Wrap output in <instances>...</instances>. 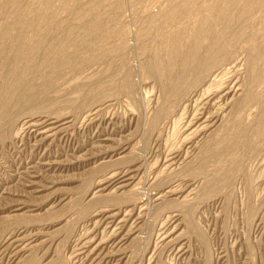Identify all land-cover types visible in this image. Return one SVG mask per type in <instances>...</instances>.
<instances>
[{
    "label": "rangeland",
    "instance_id": "1",
    "mask_svg": "<svg viewBox=\"0 0 264 264\" xmlns=\"http://www.w3.org/2000/svg\"><path fill=\"white\" fill-rule=\"evenodd\" d=\"M113 1L119 0H106V2L105 0H80L81 9L88 12L91 9V13L97 12L98 21L106 28L108 27L107 29L111 32L110 34H114L117 29H124L120 40L124 46H127V49H130V68L134 71L132 81L135 85L133 89L135 92L132 91L131 94L116 93L112 89L111 80H107L101 85L102 88L100 89L102 91L98 89L99 91L96 90L92 94L93 96L91 95L94 97L90 102L92 104L83 101L85 95H88L87 85L90 80L89 84L93 80L95 81L100 79L101 76L103 77V74L107 76L108 73H111L109 78L111 77L112 80L118 79L125 74L126 70L119 67L124 70L117 68L119 71L115 70L114 74L113 70L111 71L110 63L118 61L120 52L114 53L115 56L111 54L109 56L111 60L109 57L102 58L99 56V48L107 49L115 44L116 37L113 34L106 37V39L104 38L108 42L104 39L105 42L103 40V42H97L95 39L91 40L93 36H89L86 26L87 21L77 23L74 14L64 11L56 1L57 8L59 9L58 21H60L61 25V36L66 27L72 26L75 31L73 39L76 38L74 42L78 43L76 46H80L79 49L81 48L79 50L77 47H74L70 48L69 51L67 49L65 52L66 54H69L68 52L72 54L75 51L79 54L80 52L77 55L78 61H75V63L74 61H70L71 64L69 62L65 63V66H63L65 68L61 70H52L51 65L50 67L45 66L44 58H34L35 63L32 70L25 75V80L29 82L30 88L28 91H25V94L23 93L24 101L31 103L37 99L46 100L48 108L44 109V111L39 110V113H36V111H22L20 114L17 110L12 113V116L15 118L14 124L16 121H29L33 115V118L37 120L42 116V120H45L46 117L56 118L60 115V117L65 115L69 117L67 125L62 127L55 137L48 138L45 141L42 140L44 138L36 134L34 128L20 130L19 125H17L18 122L15 124L16 128L13 125L9 132L6 133V137L3 136L7 140L5 138L3 140V137L0 139V264H24L29 258H32L31 262L37 260V264H83L86 261L83 259H86L87 255L84 253L86 250L84 244L89 240L90 246L87 243L88 252L93 251L92 253H94V246L98 245L100 248H97L96 252L101 253V248H103L104 256H110L113 260L112 264H264V144L258 145V148L256 147L253 151H247L246 148L244 149L245 146L243 147L244 150L241 147V138L236 137L237 135L234 137L230 136L229 142L232 140L234 148L239 146L235 148L237 152L233 151V153L232 150L228 151L229 149H225L221 151V155L225 153L224 156L219 157L220 159L223 157V163L219 162V158H217L218 160L216 159V162V157H210L208 160L210 159L211 161L208 162L207 160L204 169H202L204 171H200L202 173L198 172L190 175L188 174L189 171L186 172L195 162L199 161L201 147L205 145L206 140H209L207 136H211L212 138L210 137V139L212 140L215 137L219 141L218 136L221 138L222 131L232 123L231 117V122L228 117L232 113V106L230 104L233 105L237 101L241 95V93L240 95L238 93L245 88L246 82L244 81H247L248 77L246 68L248 67L247 63L251 59L249 57L252 54V49L248 51L246 44H240L242 46H238L237 52L234 51L231 55H228L230 56L229 58L228 56L226 57L229 60L225 58L226 60L223 62L225 67L222 63L215 70L218 72L216 75L220 73L216 84L222 80L223 85L219 83L220 88H218L219 86L213 84L215 86L213 88L217 87V92L220 90L219 94L222 88L228 91L230 85L229 91L232 97L230 96L226 101H219L220 103L218 102L219 104L216 103L214 106H206V111L213 112L212 114L215 113L219 121L228 125L225 124L222 127L223 124L219 122V128L221 127L222 129H218L221 130V134L216 128V131L218 130L217 135L214 128V132L209 131V133L211 132L210 135L207 132L208 135H202L200 139H197L196 135L191 136L186 130L187 121L192 115H197L195 109L198 106L202 108L203 105H200L204 100L201 99L203 95L207 94L208 91L217 94L212 88L213 85L210 88L206 83L197 89H193V91L189 90L187 92V96H189L188 98H184H187V100L186 102L183 100L182 104L179 103L178 105L176 99L175 101L173 99L169 102V104L174 106L170 109V116L167 114L161 118L158 116L164 108L162 106H166L168 102L164 99L158 80L154 77H152L153 79L150 78L149 75L144 76L146 74L141 68L145 61L150 60L155 53L162 52L161 55L166 57L165 51L161 47L158 48L156 46L157 48L144 51L141 39L139 38L142 32L147 37L144 40L149 42L150 40L157 39L156 41H158L159 38L157 37L160 36L156 34L158 33L157 31L149 27L147 18H151L152 15H154L153 17L159 16L164 8V3L168 2V0H151L152 3L150 0H121L124 3V8L120 12H116L115 17V14L113 15L111 11L112 6L110 4ZM204 1L205 3L210 2V0ZM39 2L38 0H24L22 6L27 8L30 4V7L27 9L32 10V8L39 6ZM100 2L102 3V7ZM106 3L107 5H105ZM158 7L160 8L158 9ZM261 11V14L259 12L255 16L258 20L254 18L253 22L256 25L260 22V19L264 18V9ZM27 12H25V17L30 19V14ZM101 12L104 13L102 14ZM4 17L6 16L0 15V20L4 21ZM144 17L146 18L144 19ZM74 23L77 25H74ZM21 29L22 26L19 25L17 31ZM257 36L254 38L255 43L257 42L256 45L258 48H264L263 33H259ZM164 37L167 38L166 34L161 35L160 39L163 38L162 40H165L166 38L164 39ZM73 49L74 51H72ZM45 51L48 53L49 50H44L43 52L39 50L40 56L46 55ZM147 51H149L152 57H150ZM57 55L64 57V54L61 53ZM97 55L100 57L99 60L95 58L98 57ZM235 58L237 64L234 62L235 60L232 61L233 63L231 62ZM225 62L229 64H225ZM238 62L240 63L239 65ZM21 63L19 65H24V63ZM233 65L236 66L237 70ZM44 66L47 69L45 73L41 72L42 69L44 71ZM37 68L38 70L35 71ZM108 70L110 71L106 73ZM222 71L225 73H222ZM12 74L7 66L3 68L2 65L0 67V82L9 75L12 76ZM42 74L46 76L45 80L41 78L43 77ZM51 76L52 78H50ZM48 81L49 83H47ZM224 84L227 85L224 86ZM103 86L105 87L103 88ZM205 86H207V89ZM203 88L205 92H201ZM80 91H82V94ZM194 91L197 93L191 103H197V105L195 104L197 107L193 106L194 104L191 106L189 102V98L192 99L194 96L192 95ZM261 92H264V85L256 88L257 97L259 93L262 94ZM260 96L258 100L255 99L259 104L253 101L252 104L248 105L249 107L246 106L244 109L246 111H243V116L245 117H241V121L250 123L254 117L256 118L260 114H263L262 108L264 109V103L260 102H264V95ZM233 97L237 98L234 99ZM232 98L233 100L231 101ZM73 100L75 101L74 105L71 103ZM50 101L52 102L50 103ZM185 103H187L188 109L185 108L187 107ZM90 105L92 107L100 106V110L98 114L85 119V116H87L88 111L91 109ZM226 105L227 107H225ZM199 107L198 109H200ZM229 107L230 110H228ZM75 110L80 112H76ZM248 110L253 112L251 113ZM240 114L242 116V113L236 114V120L240 119ZM225 117H228V121ZM34 123L35 121L30 124ZM193 143L195 144L193 145ZM121 149H125V153L122 154V157L124 156L122 158L124 159V164L117 165L115 161L118 156H115V152ZM229 152L230 155H235H232L230 158ZM173 154L185 157V161L182 162V159L181 164L179 162L172 164L171 159L173 157L171 156ZM233 156L242 158L241 170L236 172L232 180L233 182L222 183L224 185L227 183L226 187L229 186L227 188L220 183L221 185H217L214 189L211 188L210 192L207 191L210 180L214 183V179L212 178L221 176L220 174L230 165L228 158L231 162ZM168 159H170L168 163L171 162L169 164L166 163ZM110 160L112 161L111 164H109ZM168 165L173 167H171L172 170ZM105 166H108V168ZM165 166L168 168L162 170L163 168L165 169ZM128 168L132 170L136 169L135 173H133V175H136V180L132 184L133 188H135L132 191L134 196L128 192V195L130 193L129 198L121 196L120 200L117 197L119 195L117 192L108 191L107 194L106 192L101 193L97 197L101 198L100 195H112L113 193V196H109L113 200H105L104 203L97 202L96 204L89 201L87 196L90 195L92 189L105 175L107 176L109 173H115L121 169ZM213 168H216V170ZM221 168L226 169L223 170ZM219 169L222 170L221 173ZM163 171H166V173L163 174ZM159 172L162 174L160 175ZM217 174L219 176H216ZM168 188L176 196L175 194H172L171 197L164 193L160 194L161 191L168 190ZM181 192H184V195ZM157 194L161 195L162 198L160 197V200H156V197H159ZM178 196L181 198L177 199ZM136 197L138 199L140 197L144 201L143 205L141 201L138 202L140 206L145 205L142 210L138 209L139 206L138 208L134 207V203L138 201ZM123 198L125 200H122ZM128 199L134 202L132 203ZM79 200L81 205L78 206L76 204ZM169 202L173 204L170 205ZM88 205H91V207L89 206V208ZM189 208L190 212L188 211ZM128 211L130 212L128 213ZM111 217L118 218L116 224L119 223L121 226H124V232L121 236H125L127 231L136 230L137 228L139 229V233L135 234V236H130V240L126 243L122 242L120 237L118 238L120 240H117L115 242L116 245H114L115 243L113 244L112 242L114 237H116L113 230L114 227L109 226L106 229L107 223L115 220ZM121 226L119 225L118 228ZM110 228L112 232H110ZM116 231L120 233L119 229H116ZM110 233L111 235L114 233L115 236L112 235V237ZM132 233L129 232L128 234L131 235ZM13 234L17 237L14 236L9 241V237ZM136 236L139 238H136ZM83 242L85 243L83 244ZM102 242H105V245ZM23 245L26 247L24 246L25 249L21 250ZM80 253H83V255ZM15 260L18 263H15ZM100 263L98 261L93 262V264ZM85 264L92 263L87 260ZM104 264L111 263L106 262Z\"/></svg>",
    "mask_w": 264,
    "mask_h": 264
},
{
    "label": "bare ground",
    "instance_id": "2",
    "mask_svg": "<svg viewBox=\"0 0 264 264\" xmlns=\"http://www.w3.org/2000/svg\"><path fill=\"white\" fill-rule=\"evenodd\" d=\"M23 1L24 0H0V15L6 16V17H4L5 19L3 18L4 21L0 20V62L2 63L3 68L5 66H7L8 69H10L11 73H13L12 76L9 75L10 76L9 77L7 75L9 78L8 77L6 79L4 78L0 82V139L3 136L6 137V133H8L10 128H12L13 125H15L18 122V121H16V123L14 124L15 118L12 116V113H14V111L18 110V113H20V114L22 113V111H24V112L25 111H34L35 112L36 111V113H37L39 110L44 111V109L48 108L47 107L48 104H47L46 100L37 99V100H33V102H31V103H26L24 101L25 91L26 90L28 91V89L30 88L29 82H27L25 80V75L30 70H32L33 64L35 63L34 58H36V57L38 59H39V57L44 58L43 60L46 63L45 66L50 67V65H51L52 70L53 69L61 70L62 68H65V67H63V66H65V63L66 64L68 62L70 63V61L71 62L74 61V63H75V61H78L77 55H79L80 52H79V54L77 53V51L73 52L72 54L70 52H68L69 54H66V52H65L67 49L69 51L70 48H74V47H77L79 49L80 46L79 47L76 46V44H78V43L74 42V39H76V38L73 39L75 31H74V28H72V26L66 27L63 35L61 36V25H60V21H58L59 9L57 8L58 7L56 4L57 2L59 3L60 8H62L64 11H69V12L74 14V17H75L77 23L87 21L86 26H87V30L89 31V36H93L92 38L90 37L91 40L95 39L97 42L98 41L101 42L104 38L106 39V37L111 36L113 34V33L110 34L111 32L107 29L108 27L106 28L102 23H100L98 21L96 11H95L96 13H94L93 11H92L93 13H91L90 8H89L90 9L89 12L81 9L80 0H38V1H40L39 6L36 8L35 7L32 8V10L27 9L30 7L29 6L30 4L28 5L27 8H24L22 6ZM144 1H149V0H144ZM105 2H106V0H105ZM150 2H151V0H150ZM25 3H26V1H25ZM110 4L112 6L111 11H112L113 15L115 14L114 17L116 16V12H120L124 8V3L121 0L113 1ZM98 5H100V4H98ZM105 5H107V3ZM163 6H164V8H163L162 12L160 13V15L157 17H153L154 15H152L151 18H147V23L149 24V27L151 29L158 32V33L155 32L156 34H158L160 37H161V35L166 34L167 38L164 37V39L165 38L166 39L162 40L163 38L160 39V37H157V35H156V37L159 38L158 41H156L157 39L156 40L153 39L154 41L150 40L148 42L147 40H144L146 37L144 33L142 34V32H141L140 33L141 37L139 36L140 37L139 39H141L142 49L144 51H146L148 49H154L157 47L158 48L161 47L164 49L165 55H166V57H164L163 55H161L162 52L161 53L158 52V53H155L154 56L152 57V55H150L149 51H147L149 53L150 57H152V58L150 60L149 59L146 60L145 63L142 65L143 67H141L143 69V72L146 74V75H144L142 73L144 76L149 75L150 78L154 77L158 80V82L160 83V86H161L159 88H161L164 99L168 102L167 104L165 103L166 106H162L164 108L162 109V111L160 110L161 113L160 112H159L160 114L158 113L159 114L158 117L162 118L163 116H165L167 114L169 115L171 113L170 109L173 105L169 104V102H171L173 99H174L173 101H175V99H176V102L179 105V103H181L183 100L186 102V100L189 96V95L187 96V92H189V90L193 91V89H197V88L201 87V85L206 84V83H207L208 87H210L213 84H216V81L218 80L217 78L220 75V73H219V75H216L218 72H216L215 70L218 69V67L226 59L229 60L228 58L230 56H228V55H231L234 51L238 50V48H239L238 46H242L240 44H246L248 48L246 46L245 47H246V49H248V51H250L252 49V52H251L252 54H251V56L249 55L250 56L249 58H251V59L247 63L248 67L246 68L247 69L246 74H248L247 75L248 77H247V81H244V82H246L245 88L243 90H241V88L240 89L238 88V86L240 84L237 86V88L242 91V92L240 91L238 93L239 95L241 93V95L237 99V101L235 103H233V105L230 104V106H232L231 107L232 108L231 115L228 116V114H227V116L229 117V120L231 117V120H232L231 124H233V125L229 124V125H231V127H229V125L225 123L226 125H228V127L227 126L225 127V129L222 131V134L220 132L221 130H219L221 128V127L219 128L220 124L218 125V123L221 121H219V118H217L215 113L212 114L213 112L212 113L207 112L206 106L207 107L210 105L214 106L219 101H223V100L226 101L231 96V93L229 91L230 85H229L228 91H227V89L224 90L225 88H222L221 89L222 91L219 94H218V92L220 90L217 92V90H216L217 87L214 89L213 87H215V86L213 85L212 88L216 91L217 94H214L213 92L211 93V91H208V93L205 95L202 94L204 97L202 96L201 99H204V100L202 101L201 105L198 104L200 106L203 105L202 108H200L198 106L200 109H198V107L196 106L197 103H191V101H193V99L196 97L197 92L194 91L192 94V95H194L193 98L192 97H191L192 99L189 98V102L191 103V106H192V104H194L193 106L197 107L196 108L197 110L195 109L197 115H194V116L192 115L191 117H189V120L187 121V125H186L187 129L186 130L190 133V135L191 136L196 135L197 139H200L201 136L202 135L205 136L207 134V132L208 133H209V131L214 132L213 129L215 128V132L217 133V135H218L217 131L219 130V132L222 136L221 138L218 136L219 141H217V138L215 139V137L213 138L214 140H212V139H210L211 136H209V137L207 136V138H209V140H212V141L206 140L205 145L203 147H201V150H200L201 151V153H200L201 157L198 158L199 161L195 162L191 166V168L188 167L189 169L186 171V172L189 171L188 174L193 175L194 173H198V172L202 173L200 171H204L202 169H204V167H205L204 165L206 164L208 158L216 157L215 158V160H216L217 158L224 156L225 153L223 152L224 154L221 155L222 154L221 151H223L225 149H229L228 151L232 150V152L233 151L237 152V150H235V148H237L239 146L234 148L232 140H230V142H229L230 136L234 137L235 135H237L236 137L241 138V140H242L241 145L242 146L241 145L240 146L242 147V149L245 146L244 149L246 148L247 151H253V150H255V148L258 145L264 144V109L260 106L263 110V114L262 115L260 114V116H257L256 118L254 117L253 120L250 121V123H246L245 121H241V119L243 117H245V116H243V114H244L243 111L246 108V106L252 104L253 101H255V103L258 102V101H256V100H258V97L262 94L264 95V92L263 93L261 92L262 94L259 93L258 97L256 94V88L264 85V48H258V46L256 45L257 42L255 43V39H254L259 33H263V35H264V18L260 19V22L258 23L259 25L258 24L256 25V23L253 22L255 16L259 12L261 14V12H262L261 10L264 9V0H212V1L210 0L209 3H205L204 0H177V1L168 0V2L164 3ZM91 7H93V6L91 5ZM101 7H102V3H101ZM159 8L160 7H158V9ZM27 11L30 14V19H27V17H25V12H27ZM145 18L146 17H144V19ZM256 20H258V19H256ZM136 22H137V20H136ZM19 25L22 26V29L17 31V28L19 27ZM74 25H77V24L74 23ZM85 27H84V29H85ZM109 28H110V26H109ZM123 31H124V29L120 28L119 30L117 29V31L114 32L113 35L116 37V39L114 41L115 44L113 46H111V48H107V49L99 48V50H100L99 56L102 58H108L109 56H111V54H113L115 56L114 53L120 52L121 54L119 56L118 61L116 60L117 62H115L113 60L114 62L110 63L111 71L113 70V74H114V71L117 70V68L122 67L126 70L125 74L123 76L119 77L118 79L112 80L111 77L109 78L111 73L109 74L108 72L110 70H108L106 72V73H108L107 76H104V74H103V77L101 76L100 79L95 80V81L93 80V82H91L90 84H89V82L91 80L90 81L88 80L89 81V82L87 81L88 82V85H87L88 86V88H87V94L88 95H85V99L83 101H85V102L87 101L88 103H90L91 100L94 98V97H92L93 96L92 94L96 90L102 91V89H100V88H102L101 85L107 80H111L112 89L114 91H116V93H120V94L121 93H129V94H131V92L134 91L133 89L135 88L134 87L135 85L133 84V81H132V76H133L134 71L130 68V49H127V46H124V44L120 40L121 39L120 37L123 35ZM56 34H57V36H56ZM60 36H61V38H60ZM105 41H107V40H105ZM96 43H93V44H96ZM80 45H82V44H80ZM98 45H100V43H98ZM82 46H84V45H82ZM261 46H262V44H261ZM39 50H42V52L44 50H49V51H48V53L45 51L47 53L46 55L43 54L42 56H40L41 53L39 52ZM72 51H74V49ZM94 51H96V50H94ZM161 51H163V50H161ZM58 53L64 54L63 55L64 57L57 55ZM99 56L95 57V58H98V60H99L100 59ZM227 56H228V58H226ZM231 57H233V56H231ZM114 58H116V57H114ZM109 59H110V57H109ZM246 59H248V58H246ZM21 61H22V63H24V65H19V63H21ZM107 61H108V59H107ZM232 61L236 62V64H237L236 58L232 59L231 62ZM42 64H44V63H42ZM225 64H229V63L225 62ZM239 64L240 63L238 62V65ZM2 65L0 67H2ZM223 65H224V63H223ZM37 66H38V64H37ZM40 66H39V68H41ZM45 66H44V71H42L43 70L42 69L41 72H44V73L46 72L47 69H45L46 68ZM78 66H79V64H78ZM233 66H232V68L235 67V69L237 70L236 66H234V67ZM245 66H247V65H245ZM224 67H225V65H224ZM222 68H223V66H222ZM226 68L228 69L227 66H226ZM119 69L117 71H119ZM124 69H120V70H124ZM37 70H38V68L35 71H37ZM3 71H5V69H3ZM224 71L226 72L225 69H224ZM225 72L222 71V73H225ZM45 77L46 76L43 75V77H41V78L43 80H45ZM114 77H116V75H114ZM50 78H52V76ZM89 78H91V77H89ZM48 79H49V77H48ZM219 80H220V77H219ZM31 81L34 82L33 80H31ZM49 81L47 83H49ZM221 81L222 80L218 81L216 85L219 86L218 85L219 83H221L223 85V83ZM237 81H236V83H237ZM32 82H30V83H32ZM51 82H54V81H51ZM107 84H108V82H107ZM156 84H157V82H156ZM226 85L224 84V86H226ZM104 87L105 86H103V88ZM206 87L207 86H205V88ZM231 87H232V84H231ZM218 88H220V86ZM242 88H243V85H242ZM105 89H107V88H105ZM204 90L205 89L203 88V91H201V92H205ZM208 90H209V88H208ZM262 90H263V88H262ZM191 91H190V93H191ZM236 91L238 92V90H236ZM80 92L82 94V91H80ZM231 92H232V90H231ZM233 93L235 94L234 90H233ZM85 94H86V92H85ZM98 94H100V93H98ZM234 94H232V95H234ZM238 94H237V97H238ZM78 95H80V94L78 93ZM102 96H103V94H102ZM81 97L83 98V96H81ZM185 97H187V98L184 99ZM233 98L236 99L235 97H233ZM233 98L231 99V101L233 100ZM201 99H199V100L201 101ZM100 100H102V99H100ZM83 101H81V102H83ZM94 101H95V99H94ZM200 101H198V102H200ZM51 102L52 101H50V103ZM68 102L70 103V101H68ZM189 102H187V103H189ZM71 103H73L72 105H74L75 101L73 100V102H71ZM187 103H185V105H187ZM225 103H227V102H225ZM260 103H264V102L262 101ZM90 104H92V103H90ZM183 104H184V102H183ZM222 104H223V102H222ZM258 104H259V102H258ZM94 105H96V104H94ZM174 105H176V103H174ZM225 107H227V105ZM248 107H247V109H248ZM90 108L91 109L88 111L87 116H85L86 117L85 119L91 118L94 114L95 115L98 114V111L100 110V106H93V107L91 106ZM185 108L188 109V105ZM219 108H220V106H219ZM75 109H77V108H75ZM228 110H230V107L228 108ZM43 111H41V112H43ZM60 111H62V110H60ZM248 111L251 112V110H248ZM261 111H259V112L262 113ZM76 112H80V111H76ZM239 113H242V116L240 114V117H239L240 119L238 118L239 120H236L235 119L237 116L236 114L239 115ZM33 116L30 118L29 121L24 120L23 122H18L17 125H19L20 130H23V129L27 130L30 128H34L35 129L34 131L36 132V134H38L41 138H44V139H42L43 141H45L48 138L55 137V135H57V133L60 131V129H62V127L67 125V119L69 117V116L67 117V115L60 117L61 116L60 115L59 117H56V118L46 117L45 120H42L41 119L43 117L42 116L39 120H37V119H34ZM254 116H255V113H254ZM228 117H225V119L227 120ZM232 117H233V119H232ZM180 120H181V118H180ZM220 120H223V119H220ZM231 120H230V122H231ZM233 120H234V122H233ZM34 121H35L34 124H30V123H33ZM176 121H177V119H176ZM222 124H221V126H222ZM225 124H223L222 127H224ZM14 127L16 128V125ZM23 127H26V128H23ZM216 128L217 129L219 128V129L216 131ZM29 131H31V130H29ZM210 134H211V132L209 133V135ZM7 135H9V134H7ZM188 135H186V136H188ZM217 135H215V136H217ZM5 137H3V140ZM194 144L195 143H193V145ZM123 153H125V149L124 150L121 149V150L115 152V156H118V158L115 161L117 163V165L118 164L121 165L123 163V160H124V159H122L124 157V156L122 157ZM174 154H175V152H174ZM177 154L174 156L173 155L171 156V157H173L171 159L172 164H177L178 162L181 164L182 159H183L182 162L185 161L184 160L185 157L183 158L182 156L177 155ZM229 155H230V152H229ZM232 155H235V154H232ZM232 155H230V158ZM237 155H238V153H237ZM248 155H250V154H248ZM234 157L235 156L232 157L234 160L231 159V162H230V159L228 158L230 165L228 166V168L226 167L227 169L225 168L226 170L223 169L224 166L222 165L223 168H221V169H223L225 171L222 174H220L221 175L220 177L212 178V179H214V183H213V181L210 180V182L208 184L209 187H208L207 191L211 190V188L214 189L220 183L221 184L225 183V182L231 183V181L233 180V177H235L234 175L236 174V172L241 170L240 167H241V163H242L241 157H239V156L235 157V158ZM111 158H109V159H111ZM222 159H223V157H222ZM222 159L219 160L220 163L222 162ZM169 160L170 159H168L166 161V163H168ZM217 160H216V162H217ZM209 161H211V160L209 159L208 162ZM111 163H112V161L109 164H111ZM169 163H171V162H169ZM178 165H176V166H178ZM166 166H165V169L163 168L162 170H166V168H168L170 165H168V167H166ZM105 167L108 168V166H105ZM171 167L172 166H170L169 168L172 170L173 167L172 168ZM131 168L121 169L120 171H116L115 173H109L107 176L105 175L106 177L104 176L103 179L101 181H99V183H97L93 189L91 188L92 191H91L90 195L87 196L89 198V201L94 202V204H96L97 202H99V203L103 202L104 203L105 200H109V201L113 200L112 197H109V196H113L114 195L113 193H112V195L111 194L110 195L109 194L108 195H100L101 198L97 197V195H99L101 193L106 192V194H107L108 191H110V192L113 191L115 193L117 192L119 194L117 196L119 199L121 196H124V197L127 196L128 197L130 195V193L133 194L132 191L135 188H133L132 184L136 180V178H135L136 175H133V173H135L136 169L132 170ZM216 168H213V169L216 170ZM174 169H175V167H174ZM221 171L222 170H220V173H221ZM160 172H162V171H160ZM164 173H166V171H163V174ZM208 173H210V172H208ZM161 174L162 173H160V175ZM216 176H219V175L217 174ZM207 179H208V177H207ZM227 183H226V185H227ZM222 185L224 187H226V185H224V184H222ZM160 186L162 187V185H160ZM130 187H132V188L130 189ZM227 187H229V186H227ZM166 190L161 191L160 194L162 195L164 193L167 196L170 195V197L172 196V194H175L172 192V190H169V188L167 191ZM128 192H130L129 195H128ZM135 192H137V191H135ZM137 193H135V194H137ZM188 193H189V191H188ZM132 194H131V196H132ZM181 194L184 195V192H181ZM161 195L159 196L157 194V196H159V197H156V200L157 199L160 200ZM133 196H134V194H133ZM175 196H176V194H175ZM180 196H178L177 199L181 198ZM118 198H116V199H118ZM136 198H135V200H136ZM122 200H125V199L123 198ZM128 200L132 203L134 202L133 200L131 201V199H128ZM142 200L143 199H140V197H139L138 201L136 200L137 202L134 203V207L138 208V206H139L138 209L142 210L145 205L140 206L138 204V202L141 201L142 205H143L144 201H142ZM141 202H140V204H141ZM171 202H173V201H171ZM171 202H169L170 205L173 204ZM18 205H22V204H18ZM76 205H78V206L81 205L80 200ZM76 205H75V207H76ZM91 205H88V207L89 206L91 207ZM188 205H190V204H188ZM20 209H22V208H20ZM131 211H132V209H131ZM188 211L190 212V208ZM129 212L130 211H128V213ZM111 218L115 219V220H112L111 222L107 223V228L106 227L105 228L108 229L109 226L112 228L114 227L113 230L116 234V237H114V239L112 238L113 237L112 235H114V233L112 235L110 233V235L112 237L109 236L113 239L112 240L113 244L117 240H120V239L122 242L124 241L126 243L130 240V238H131L130 236H135V234L139 233V229L137 228L136 230L132 229L131 231H129L131 233L134 231V233H132L131 235H129L128 234L129 232L127 231V234L125 236H121L124 232L123 231L124 226H121V224H119V223L116 224V221L118 220V218L117 219H116V217H111ZM18 219H20V218H18ZM15 220H17V219H15ZM119 225L121 227L118 228ZM133 227H134V225H133ZM116 229H119L120 233H119V231L117 232ZM110 230L109 231L112 232L111 228H110ZM14 236L17 237L15 234H13L9 237V241H10V239H13ZM111 238H109V239H111ZM118 238H120V239H118ZM136 238H139V237L136 236ZM84 243L85 242H83V244ZM87 243L84 244L85 249H86L84 253L87 255H86V259H83V260H86V261L88 260L92 264L95 261L101 262L102 264H104L106 262L112 264L113 260L111 259V257L107 256V255L104 256L103 248H101L102 251L100 249L101 253H97L96 252L97 248H100V246L96 245V247L94 246V253H92L93 251L88 252ZM91 243H93V242H91ZM88 245H89V243H88ZM114 245H116V243ZM24 246L25 245H23L21 247V250L25 249L26 246L25 247ZM81 246H82V244H81ZM79 247H80V245H79ZM104 249H105V247H104ZM81 255H83V253ZM31 259L32 258H29V260H27L24 264H37V260H33L31 262ZM86 261H84L83 264H85ZM15 263H18L17 260H15Z\"/></svg>",
    "mask_w": 264,
    "mask_h": 264
}]
</instances>
